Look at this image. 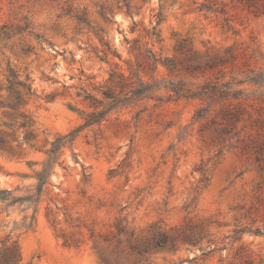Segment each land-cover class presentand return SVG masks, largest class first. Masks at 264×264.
Listing matches in <instances>:
<instances>
[{"label": "rangeland", "instance_id": "rangeland-1", "mask_svg": "<svg viewBox=\"0 0 264 264\" xmlns=\"http://www.w3.org/2000/svg\"><path fill=\"white\" fill-rule=\"evenodd\" d=\"M128 1L130 14L119 0H0V95L10 97L4 88L8 67L19 77L28 73L36 94L20 88L19 108L0 107V136L7 140L0 147V189L35 191L43 149L82 122L80 70L101 81L113 63L127 73L128 65L143 62L140 34L158 12L163 40L156 50L161 46L181 60L185 55L175 48L185 39L201 57L230 49L264 65V16L230 10L233 28L227 29L192 0ZM81 12L88 24L77 19ZM100 37L121 59L96 56ZM199 106V99L147 101L78 132L38 200H0V246L7 237L2 247L17 239L20 264H231L240 245L256 262L264 259V236H234L243 227L264 229V177L246 156L218 153L220 144L206 125L212 114L193 119ZM21 111L36 123L20 127ZM30 130L35 148L22 138ZM186 224L206 229L203 247L222 249L205 257L182 243L141 256L130 249L150 239L156 226L174 233Z\"/></svg>", "mask_w": 264, "mask_h": 264}, {"label": "trees", "instance_id": "trees-1", "mask_svg": "<svg viewBox=\"0 0 264 264\" xmlns=\"http://www.w3.org/2000/svg\"><path fill=\"white\" fill-rule=\"evenodd\" d=\"M119 1L123 2L126 13L130 14L133 7L129 1ZM192 3L206 16L210 14L216 19L220 18L222 25L227 29L233 28L230 10L241 8L254 16H264V0H192ZM76 17L79 21L87 23L85 12L76 14ZM161 21L162 16L158 12L154 24L143 28L144 33L140 34L144 39L143 62L137 63L136 66L128 65L127 73L121 70L117 63H113L108 76L97 81L93 74H85L80 70V80L84 77L78 93L84 106L81 111L82 122L67 133L56 134L49 147L43 149L46 157L40 170L35 173V191L29 188L26 194L16 195L10 189H0V200H8L9 203L38 200L43 187L49 183L53 166L60 163L62 149L71 144L78 132L100 125L109 119L113 112L140 107L147 101L158 104L182 98L199 99L201 106L196 109L193 119L212 114L206 125L212 128L220 144L218 153L233 150L246 156L264 177V65L251 63L245 53L239 55L230 49L224 55L201 57L186 46L185 39L179 41L175 48L185 55L183 59L178 60L174 56L164 54L161 46L159 50L155 49L163 40L159 27ZM136 26L137 23L133 22L131 30H136ZM100 42L102 48L96 49L97 57L104 61L112 57L121 59V55L104 37H100ZM161 70L163 73L159 76ZM4 88L9 91L11 99L0 95V107L19 108L22 104L20 88L24 89L29 97L36 95L30 75L25 73L23 77H19L11 67L7 68ZM19 116L23 119L18 123L20 127L26 129L36 123L32 115L23 111L19 112ZM34 137L30 130L26 131L22 138L29 146L35 148V144L30 143ZM6 142L7 140L0 136V147ZM117 229L123 230L119 224ZM245 231L264 236V229L260 227L236 229L234 236L238 237ZM206 236V229L198 224H186L174 233L156 226V231L150 239L133 243L130 249L137 256H141L152 249L176 250L182 243L190 246L187 248L198 247L204 257L222 249L216 245L203 247L201 242ZM8 240L9 237L1 242L0 251L3 252L0 264H20L22 257L18 240L14 239L8 246L2 247ZM195 258L196 256H193L187 261L191 262ZM233 258L231 264H264V259L261 258L256 262L243 245L237 248ZM134 264L157 263L146 260L141 263L137 260Z\"/></svg>", "mask_w": 264, "mask_h": 264}]
</instances>
